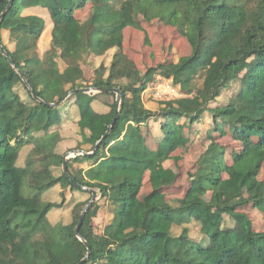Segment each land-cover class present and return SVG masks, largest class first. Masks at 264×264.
Wrapping results in <instances>:
<instances>
[{"label":"trees","instance_id":"trees-1","mask_svg":"<svg viewBox=\"0 0 264 264\" xmlns=\"http://www.w3.org/2000/svg\"><path fill=\"white\" fill-rule=\"evenodd\" d=\"M7 1L0 0V13ZM89 2L102 11L79 23L75 13ZM30 7L46 9L52 23L50 46L42 56L38 41L45 22L22 15ZM139 16L175 26L191 53L140 73L122 51L124 29L142 28ZM0 43L46 102L87 86L122 92L118 117L95 152L66 162L78 184L98 189L100 199L113 205L101 232L92 223L99 204L94 200L89 207L79 230L90 248L82 264H264V232L255 231L248 216L237 211L252 204L264 214V180L258 179L264 162V0H14L0 24ZM82 64L91 67L89 77ZM157 76L188 96L161 101L155 112L145 108L142 93ZM197 76L200 88L194 87ZM232 82L238 83L234 96L210 108ZM71 100L82 136L77 148L85 144L91 151L114 116L115 101L77 92L54 108L46 106L32 97L0 52V264H76L87 253L74 228L90 192L62 172L60 135L51 131L62 121V105ZM93 100L108 111L96 112ZM204 112L213 120L212 129L223 134L228 127L242 151L228 164L224 147L206 133L210 144L197 161L189 190L169 203L159 190L174 183L177 174L161 164L183 142V130L193 129ZM149 120L160 125L155 149L143 133L144 127L150 130ZM84 161L90 162L88 168L73 167ZM146 172L155 191L139 198ZM207 191L209 201L203 199ZM52 192L58 198L52 199ZM76 193L88 197L82 200ZM59 207L68 209V220L54 224L51 214ZM225 216L231 226L223 225ZM193 220L199 242L184 226ZM175 225L181 227L177 235Z\"/></svg>","mask_w":264,"mask_h":264},{"label":"rangeland","instance_id":"rangeland-1","mask_svg":"<svg viewBox=\"0 0 264 264\" xmlns=\"http://www.w3.org/2000/svg\"><path fill=\"white\" fill-rule=\"evenodd\" d=\"M102 8L96 2L87 3L86 7L82 10H78L75 13V17L79 23L85 21L88 17L101 13ZM142 28L137 29L133 27H126L123 31V42L122 51L123 53L134 62L136 68L140 73H144L149 67H153L158 63H169L176 62L181 56H186L191 53V46L188 40L182 36L177 28L173 25H167L162 23L158 19H153L147 22L139 16ZM4 40L7 41V36L4 34ZM48 40V35L44 34L41 40V48L45 45ZM111 51L104 57V64L109 65V59L111 58ZM97 65V63H96ZM81 67L84 70L85 77H89L92 73L91 67L87 64H82ZM131 78V77H130ZM157 76L153 83L143 91L142 99L145 108L151 109V111H157L159 109V102L173 100L180 97H186L188 94L181 91L177 87L171 85L170 79H164ZM194 87L200 88L202 85V78L197 76L194 80ZM168 84V93L165 92ZM170 87L175 90L171 92ZM238 89V83L232 82L228 88L221 91L220 96L208 106L210 108L215 106H221L228 103V101L234 96ZM21 92V91H20ZM96 94V93H95ZM101 100L105 102L115 101V95H108L106 93H98ZM154 123L155 121L152 120ZM184 119H180L179 123H182ZM188 123L186 122L185 125ZM213 120L209 112H204L201 121L193 124V129L183 130V142L172 152L170 157L165 160L161 166L168 167L172 169L176 174V179L174 183L169 186L162 187L159 191L164 194L165 199L169 203H173L174 200L181 199L189 190L191 185L192 174L195 173L197 169V161L205 151L207 146L210 144V138L206 133L210 132V135L214 140L220 144L225 149V159L228 164H231L234 157H236L242 151V145L232 139L230 133L228 132V127L225 126L222 134L219 130L212 129ZM159 124H152L150 130L147 131L143 128V133L147 139V145L155 149L157 146V141L153 134H160ZM153 129V130H152ZM159 137V136H157ZM59 143L61 137H59ZM162 138L160 135L159 140ZM29 146H27L28 148ZM64 152H70V158L75 157L76 153L70 151L71 146H64ZM28 149H22V152L26 153ZM22 158V157H21ZM68 158V159H70ZM84 162H76L73 167L76 169L78 167L86 168ZM74 170V169H72ZM225 177V175L223 174ZM259 180H264V162L261 165L260 172L258 174ZM97 191V203L99 204V209L96 217L93 219V225L96 232H101L103 227L112 218L113 205L104 199H100V194ZM154 188H152L148 180V172L145 173L143 178V184L140 188L139 198L145 195L153 194ZM24 195H28V190H22ZM79 199H85L88 194L79 195L76 193ZM246 196V194H244ZM69 197V195H68ZM46 198V197H45ZM52 199L58 198L55 192H52ZM90 198V197H89ZM211 198V191H207L203 195V199L209 201ZM89 200V199H88ZM84 207V206H83ZM82 207V208H83ZM245 213L252 223V227L255 231L264 232V214L257 210L252 204L241 206L237 209ZM68 209L59 207L55 209L51 214V220L54 224L64 223L68 220ZM224 226H231L232 221L229 216L224 217ZM187 227V234L189 238L193 241H201V234L199 232V225L196 221H191L190 224L184 225ZM181 227L175 225L173 228L174 234H179Z\"/></svg>","mask_w":264,"mask_h":264},{"label":"water","instance_id":"water-1","mask_svg":"<svg viewBox=\"0 0 264 264\" xmlns=\"http://www.w3.org/2000/svg\"><path fill=\"white\" fill-rule=\"evenodd\" d=\"M14 0H8L7 4L5 6V9L0 13V24L1 21L3 20V18L5 17L7 11L11 8L12 4H13ZM0 52L8 59V62L10 63V65L15 68V70L17 71V73L19 74L21 80L24 82V84L26 85L27 89L31 92L32 97L38 101L39 103H43L46 106H49L51 108H54L56 106H58L59 104H61L67 97L71 96L72 94H75L77 92H81V93H87V94H95V93H113L115 95V111H114V116L110 121V124L107 127V130L105 131V133L101 136V138L95 143L93 149L91 151H83V150H74L72 152L76 153L77 155H92L95 152V149L97 148V146L106 138L107 134L109 133L110 129L112 128L113 124L115 123L118 114H119V110H120V105H121V98H122V92L120 90V88L118 87H109V86H87V87H83V88H77V89H72L69 90L66 94L62 95L61 97H59L58 99H56L53 102H46L44 100H42L41 98H39L34 90L31 88L30 84L28 83V81L24 78V76L22 75V73L20 72V70L18 68H16L13 60L8 56L7 52L5 51V49L3 48V46L0 43ZM70 152L65 153L62 157V164H61V169L62 172L70 179V181L72 183H74L75 185H77L79 188L89 191L90 192V198L87 201V203L84 205V207L82 208L79 217H78V221L77 224L74 228V232L75 235L78 237V239L83 242V244L86 246L87 249V253L85 255V257H83L78 263L76 264H82L83 262H85L89 256L90 253V248H89V244L88 242L81 236L79 230L80 227L82 225L83 219L89 209V207L92 205V203L94 202V200H96L97 198V191L94 188H89V187H85L82 186L80 184H78L75 179L70 175V173L67 170V166H66V162L68 160V158H70Z\"/></svg>","mask_w":264,"mask_h":264},{"label":"crops","instance_id":"crops-1","mask_svg":"<svg viewBox=\"0 0 264 264\" xmlns=\"http://www.w3.org/2000/svg\"><path fill=\"white\" fill-rule=\"evenodd\" d=\"M22 15L39 16L45 22V29H44V31H43V33L40 36V39L38 41V52H39L40 56H42L43 53L49 48L50 42H51L50 30L52 28V23H51L49 13L46 9H44L42 7H30V8L24 9L22 11ZM44 34L48 35V40L46 41L45 45L42 46L43 48H41V40H42V36ZM11 47L12 46L10 45L9 48H11ZM96 62L99 63V59H97ZM101 101H103V100H101ZM142 102H143V99H142ZM92 107L98 113H106L108 111V107L98 100L92 101ZM78 119H79L78 107L74 103L73 100L68 101L64 105H62V121L60 122L59 125L54 126L51 129V131H57L58 134L60 135L61 141L58 145V150L61 149V151L63 152V155L65 153H68L67 151L64 152V149H65L64 146H71L72 148L70 151H74V150L89 151V150H86L87 145H85V144L82 146V148H79V149L77 148L78 143L80 141H82L81 132H80L79 127L77 126ZM152 124L158 125V123H156V122L154 123L152 120H149V126H151ZM160 135H161V133L159 135L157 133L153 134L156 141L159 140ZM157 136H159V137H157ZM75 156H77V155H75ZM84 163H87L86 168H88L90 165V162L84 161Z\"/></svg>","mask_w":264,"mask_h":264},{"label":"built area","instance_id":"built-area-1","mask_svg":"<svg viewBox=\"0 0 264 264\" xmlns=\"http://www.w3.org/2000/svg\"><path fill=\"white\" fill-rule=\"evenodd\" d=\"M164 79H165V78H164ZM164 79H161V80H164ZM171 85H172V84H171ZM172 86H173V85H172ZM170 89H171V92H172V91H175V90L173 89V87H172V88L170 87ZM165 92L168 93V84H167V89L165 90Z\"/></svg>","mask_w":264,"mask_h":264}]
</instances>
